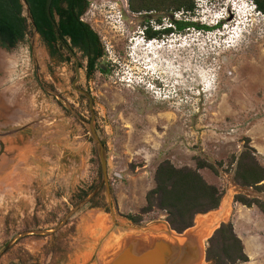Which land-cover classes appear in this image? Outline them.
<instances>
[{"label":"rangeland","instance_id":"rangeland-1","mask_svg":"<svg viewBox=\"0 0 264 264\" xmlns=\"http://www.w3.org/2000/svg\"><path fill=\"white\" fill-rule=\"evenodd\" d=\"M251 1L196 0L192 13L146 15L130 11L128 0H88L83 19L101 37L99 66L106 71L89 77L81 67L78 85L94 99L112 208L105 190L106 206H82L53 233L44 231L64 221L76 206L72 196L97 177L89 101L73 87L75 59L53 60L32 26L15 47L0 46V264H104L106 251H117L127 236L155 239L168 230L165 212H150L139 225L125 214L146 205L164 160L191 168L206 160L218 174L200 172L224 196L233 185L235 196L264 200V190L237 184L233 162L249 144L264 166V13ZM228 12L227 27H202ZM173 19L200 26L173 30L148 46L145 26L175 29ZM33 217L39 222L26 229ZM60 231L67 249L55 253L48 246ZM211 237L203 239L205 252ZM199 264L213 263L205 253Z\"/></svg>","mask_w":264,"mask_h":264},{"label":"trees","instance_id":"trees-1","mask_svg":"<svg viewBox=\"0 0 264 264\" xmlns=\"http://www.w3.org/2000/svg\"><path fill=\"white\" fill-rule=\"evenodd\" d=\"M48 0H26L29 7V16L33 23H29L28 17L23 14L24 4L22 0H0V46L6 49L15 47L23 41L32 26L40 35L50 57L53 60L71 61L72 56L64 50L55 35L54 26L50 22L47 12ZM259 11L264 13V0H253ZM129 9L133 13L153 12H194L196 0H128ZM89 6L88 0H53L51 14L56 21L60 37L73 49L80 59L81 67H86L87 75L92 76L97 69L106 71L100 65L101 58L105 55V48L98 32L83 19ZM158 22H161L158 19ZM31 24V25H30ZM177 31H182L199 23L189 19H173ZM203 28H208L202 25ZM174 29L164 27L153 28L145 26V38H162ZM50 87L54 88L50 85ZM83 99L84 96L81 95ZM103 144L106 146L104 140ZM95 154L97 152L95 151ZM237 163L235 170V181L237 184L246 187H253L264 190V166L257 158L256 150L249 144H245L238 157H233ZM97 177L89 187L79 188L72 196L71 203L77 205L84 200L100 184L102 180L101 163L97 159ZM209 168L218 174L217 168L206 160H198L197 167H177L170 160L162 161L155 172L154 188L146 194V205L139 213L125 214L132 223L139 225L144 216L155 210L166 213V220L171 228L178 233H183L195 225V218L198 214H204L218 209L224 191L215 184L209 183L201 169ZM105 188L103 187L90 201L89 207L97 208L107 205L105 201ZM235 201L248 207L256 205L264 213V200L250 198L244 194H237ZM106 211H108L106 209ZM27 221V220H26ZM39 222L38 217L26 222V229L31 228V223ZM58 232L56 240L49 245V249L55 253L65 251ZM207 260L213 264H239L248 261L244 252L241 239L234 232L232 222L222 223L213 236L209 239V246L206 252Z\"/></svg>","mask_w":264,"mask_h":264},{"label":"water","instance_id":"water-1","mask_svg":"<svg viewBox=\"0 0 264 264\" xmlns=\"http://www.w3.org/2000/svg\"><path fill=\"white\" fill-rule=\"evenodd\" d=\"M52 1L53 0L47 1V6H46L47 16L50 22L52 23V25L54 26L55 35L58 38V41L61 43L64 50L68 52L76 61V66H75L76 77L73 81V87L80 94L84 95L89 101V111L91 114V119L90 122L88 123L89 133L95 143L99 155V159L101 163L102 180L91 194H89L84 200L80 201L74 208L71 209L69 214L66 215L64 221L56 229H53L51 231H44L46 233H53L58 229L62 228L68 222L69 218L75 212H77L82 206L90 203L93 197L103 187L106 190L109 205L112 208V189L109 179L107 149L106 146L103 144L102 139L100 138V135L98 134L96 128V113L94 110V99L90 92L82 89L78 85V82L80 81L81 78L80 59L77 56L76 52L73 49H71L60 37V33L56 21L51 14ZM22 3L24 4V11L26 12L25 14L23 11V14L28 17L29 22L33 23L32 18L29 16L30 15L29 7L27 5L26 0H22ZM34 31L38 34L36 29H34ZM38 71H39V66L37 65V72ZM113 217H115L114 214ZM195 224H196V220H195ZM166 225L168 226V230L174 236H176L175 239L168 238L166 236H162L159 234L152 236V237H156V239H154L153 242H147L146 239L149 237L130 235L131 239L127 241L126 245L122 246L116 252L114 250L112 256L110 257V260H108L106 264H199L200 261H202L205 258L206 252L204 250V242L203 241L201 242L200 236L198 235L199 233L198 234L194 233L195 225L193 227L188 228L183 233H178L177 231L172 229L168 222L165 223V227ZM216 229H214L213 232ZM30 232L34 233L35 231H30ZM38 232H42V231L39 230ZM23 234L13 239L6 246L4 252H6L10 248V246L13 243H15L16 240H18L19 237L23 236ZM212 235L213 233H211L209 237H211Z\"/></svg>","mask_w":264,"mask_h":264},{"label":"crops","instance_id":"crops-1","mask_svg":"<svg viewBox=\"0 0 264 264\" xmlns=\"http://www.w3.org/2000/svg\"><path fill=\"white\" fill-rule=\"evenodd\" d=\"M235 186L228 187L218 209L196 216L194 233H202L211 223L232 222L234 232L241 239L248 261L239 264H264V213L256 206L248 207L234 200ZM198 221H201L198 223ZM206 224L208 226L206 227ZM199 226V227H198ZM215 228V229H216ZM201 229V230H199ZM202 231V232H201ZM214 233V232H212Z\"/></svg>","mask_w":264,"mask_h":264},{"label":"bare ground","instance_id":"bare-ground-1","mask_svg":"<svg viewBox=\"0 0 264 264\" xmlns=\"http://www.w3.org/2000/svg\"><path fill=\"white\" fill-rule=\"evenodd\" d=\"M229 15H231L229 12L227 13V15L225 16V19L227 20L228 18L227 17H229ZM248 14H246L245 12H242V18L245 20L246 19V16H247ZM204 20V19H203ZM206 21V20H205ZM227 22H228V20H227ZM226 22V23H227ZM241 24V23H240ZM230 27V26H229ZM141 45V43H139L138 44V46H140ZM158 48H160L159 46H156L155 47V49H158ZM260 68H261V70H262V72L264 73V57H260ZM13 66V65H12ZM14 68H16L15 66H14ZM13 70V69H12ZM12 72V71H11ZM216 223H218V221H216V222H214V223H211L210 224V226L209 227H207L208 226V224H206V227L207 228H205V230H203V232L202 233H200V234H198L199 236H200V240H201V242L203 241V239H206V238H208L209 237V234L211 235V233L213 232V230L215 229V227H214V225L216 224ZM200 224V223H199ZM217 225V224H216ZM199 227V226H198ZM163 229V228H162ZM168 229V228H167ZM199 230H201V229H199ZM160 235H162V236H166V237H168V238H176V236H174L169 230H165L162 234H160ZM152 238H154V237H152ZM131 239V237L130 236H127V237H125L122 241H120L119 243H118V249H120L122 246H124V245H126V243H127V241H129ZM156 239V238H155ZM147 240V242H153L154 241V239L153 240H149L148 238L146 239ZM108 251H110V253L108 252ZM108 251H106V253L107 254H105V258H104V263L106 264L107 263V261L108 260H110V257L112 256V254H113V252L111 251V250H108ZM116 252V251H115Z\"/></svg>","mask_w":264,"mask_h":264},{"label":"clouds","instance_id":"clouds-1","mask_svg":"<svg viewBox=\"0 0 264 264\" xmlns=\"http://www.w3.org/2000/svg\"><path fill=\"white\" fill-rule=\"evenodd\" d=\"M244 1V3L245 4H247L248 2L247 1H251V0H243ZM252 2V1H251ZM255 8H257L256 7V5H255ZM222 16V17H221ZM215 19H216V21L215 22H212L211 24L210 23H207L206 21H203V24H205V25H207L208 26V28L211 30V31H216V30H220L221 29V27H227V23H225V16H223L222 14H220V16H215L214 17ZM202 19H204V17H202ZM229 26V25H228ZM160 29H162V28H164L163 26L162 27H159ZM174 30H176V28L174 29ZM172 32H174V31H172ZM156 38H154V39H148V38H146V41L147 42H151L152 43V40H155ZM151 45V44H150Z\"/></svg>","mask_w":264,"mask_h":264},{"label":"flooded vegetation","instance_id":"flooded-vegetation-1","mask_svg":"<svg viewBox=\"0 0 264 264\" xmlns=\"http://www.w3.org/2000/svg\"><path fill=\"white\" fill-rule=\"evenodd\" d=\"M74 59V58H73ZM75 66H76V61H75Z\"/></svg>","mask_w":264,"mask_h":264}]
</instances>
